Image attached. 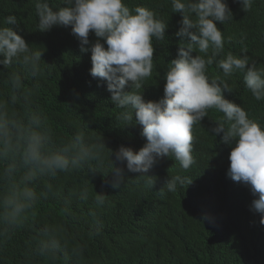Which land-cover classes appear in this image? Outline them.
I'll use <instances>...</instances> for the list:
<instances>
[{"label": "clouds", "instance_id": "1", "mask_svg": "<svg viewBox=\"0 0 264 264\" xmlns=\"http://www.w3.org/2000/svg\"><path fill=\"white\" fill-rule=\"evenodd\" d=\"M255 0H239L249 12ZM171 14L182 16L176 36L180 37L177 57L163 73L164 95L158 101L145 100L146 83L152 78L154 53L166 38L169 20L158 8L138 0H35L38 30L70 27L82 53L91 52L90 75L106 82L111 102L120 109L116 121L126 126H142L146 140L138 151L121 145L108 148L103 136H93L87 123L71 135L59 134L48 115L36 102L35 91L27 86L30 78L42 72L43 52L26 42L18 18L7 15L0 26V253L22 230L36 222L40 208L49 201L61 205L62 218L45 221L33 230L28 255L21 264L39 258L43 264H82L87 242L72 237L69 206L88 204L93 229L89 238L103 228L99 213L106 207V195L88 184L65 188L52 181L79 172L110 169L113 189L125 183V168L139 175L134 180L145 190L154 189L158 177L149 170L161 159L175 160L184 172L197 164L202 120L211 118L208 130L231 148L228 176L240 182L254 197L252 210L261 214L264 224V117H256L244 105L226 98L233 92L229 80L239 75L255 101H264V64L248 55L246 49L225 53L233 35H226L217 22L233 19L227 0H168ZM15 26V27H13ZM90 34L96 39L90 40ZM241 33V43L245 39ZM155 41V43H154ZM194 53H196L194 55ZM220 70L211 74L212 66ZM114 157V159H113ZM120 165V166H117ZM90 182V181H89ZM192 183L177 174L166 183L168 192Z\"/></svg>", "mask_w": 264, "mask_h": 264}, {"label": "trees", "instance_id": "2", "mask_svg": "<svg viewBox=\"0 0 264 264\" xmlns=\"http://www.w3.org/2000/svg\"><path fill=\"white\" fill-rule=\"evenodd\" d=\"M138 2L158 8L169 20L166 38L159 42L154 53L152 78L146 82L149 85L144 91L145 100L158 101L164 95L163 73L177 57L181 38L176 32L182 16L171 14L168 0ZM34 3L35 0H0V26H7L4 23L7 15H16L26 42L45 50L42 59L47 64H42L41 74L30 78L27 86L34 89L36 102L50 123L64 136L87 123L90 128L87 131L93 136H103L108 148L118 150L123 145L138 152L146 143L140 135L142 126L123 127L116 121L121 110L111 102L106 82L102 84L90 75L91 52H81L70 27L39 31ZM227 3L234 20L226 25L217 22L226 35L234 36L231 44H225V53L236 54L246 49L248 55L264 64V0H255L249 12L243 10L239 0ZM241 33L246 37L242 43ZM95 39L90 34V40ZM219 71L214 65L209 69L213 75ZM5 77L6 73L0 75V84ZM229 83L233 92H225L226 98L244 105L256 117H264V101L252 98L242 77L236 75ZM220 115L215 110L209 111L211 118ZM209 117L196 130L197 164L184 172L174 158L159 160L148 173L158 177L154 189H143L134 181L139 174L126 168L125 183L113 189L112 174L105 177L110 171L107 165L103 169L105 176L91 171L87 175L85 171L52 181L66 189L88 184L93 194L96 191L108 196V204L99 213L103 228L92 238L89 231L93 223L88 215L91 201L69 206L74 217L67 218L70 235L87 242L82 264H264V224L260 223L261 214L252 210V202L258 197L252 195L249 187L228 176L231 148L222 143V134L215 137L208 131L215 126ZM177 174L188 177L192 183L178 186L176 192L161 190ZM62 217L61 205L55 201L45 203L32 227L18 233L0 253V264H21L28 255L33 230L45 221ZM32 264L43 261L36 258Z\"/></svg>", "mask_w": 264, "mask_h": 264}]
</instances>
